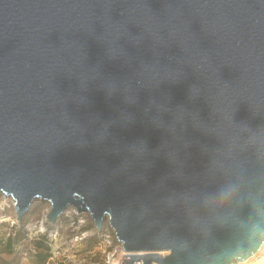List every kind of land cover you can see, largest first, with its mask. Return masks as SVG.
<instances>
[{"label":"water","instance_id":"1","mask_svg":"<svg viewBox=\"0 0 264 264\" xmlns=\"http://www.w3.org/2000/svg\"><path fill=\"white\" fill-rule=\"evenodd\" d=\"M2 197L107 219L121 264L254 257L264 0H0Z\"/></svg>","mask_w":264,"mask_h":264},{"label":"rangeland","instance_id":"2","mask_svg":"<svg viewBox=\"0 0 264 264\" xmlns=\"http://www.w3.org/2000/svg\"><path fill=\"white\" fill-rule=\"evenodd\" d=\"M1 204L0 264H42L37 262L36 254L45 249H38L37 242H43L51 255L43 264H121L128 257L123 256L122 245L107 219L99 232L88 212L76 213L69 207L57 223L46 222L47 230L41 232L39 221L50 209L49 202L35 200L22 222L17 221L10 199L1 198ZM9 236L14 237L15 243L11 254L3 252ZM252 264H264V251Z\"/></svg>","mask_w":264,"mask_h":264},{"label":"trees","instance_id":"3","mask_svg":"<svg viewBox=\"0 0 264 264\" xmlns=\"http://www.w3.org/2000/svg\"><path fill=\"white\" fill-rule=\"evenodd\" d=\"M48 225V224H46ZM14 237L12 236H9L7 239H6V242H5V245H4V250L3 252H6V253H13V249H14ZM37 248L38 249H45L44 251L45 252H39L36 254V257H37V262L38 263H45L47 261V259L51 256L50 253H49V250L47 248V246H45L43 244V242H37Z\"/></svg>","mask_w":264,"mask_h":264},{"label":"bare ground","instance_id":"4","mask_svg":"<svg viewBox=\"0 0 264 264\" xmlns=\"http://www.w3.org/2000/svg\"><path fill=\"white\" fill-rule=\"evenodd\" d=\"M71 208H73V212H76V213H79V212H77L78 210L76 209V208H74V207H71ZM77 210V211H76ZM66 211V210H65ZM68 211V210H67ZM46 215V214H45ZM45 215H44V217H43V219L41 220V221H39L40 222V226H39V231H43V232H45L46 230H47V226H46V220H45ZM83 222V221H82ZM124 251V250H123ZM262 251H264V248L261 250V251H259L254 257H252L251 259H249V260H246V261H244V262H242V263H240V264H252V262H253V259L256 257V256H258ZM124 253H127V252H123V254ZM163 254H165V252H163ZM137 264H143V263H137Z\"/></svg>","mask_w":264,"mask_h":264},{"label":"built area","instance_id":"5","mask_svg":"<svg viewBox=\"0 0 264 264\" xmlns=\"http://www.w3.org/2000/svg\"><path fill=\"white\" fill-rule=\"evenodd\" d=\"M2 198H6V197H2ZM8 199L11 200L12 206H14L13 200H12L11 198H8ZM0 207L3 208V204H1ZM14 208H15V206H14ZM15 212H16V210H15ZM47 212H48V211H47ZM46 214H47V213H46ZM45 216H46V215H45Z\"/></svg>","mask_w":264,"mask_h":264}]
</instances>
